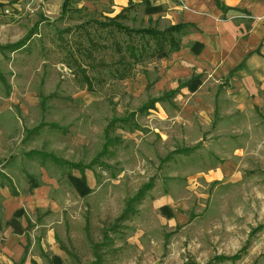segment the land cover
I'll list each match as a JSON object with an SVG mask.
<instances>
[{
	"label": "rangeland",
	"instance_id": "rangeland-1",
	"mask_svg": "<svg viewBox=\"0 0 264 264\" xmlns=\"http://www.w3.org/2000/svg\"><path fill=\"white\" fill-rule=\"evenodd\" d=\"M102 3L0 0V264H264L262 112L223 126L222 79L134 57Z\"/></svg>",
	"mask_w": 264,
	"mask_h": 264
},
{
	"label": "crops",
	"instance_id": "crops-1",
	"mask_svg": "<svg viewBox=\"0 0 264 264\" xmlns=\"http://www.w3.org/2000/svg\"><path fill=\"white\" fill-rule=\"evenodd\" d=\"M53 1L45 0L48 5ZM99 1L110 6L109 17L128 5V0ZM147 1L156 8L150 13L154 21H165L166 26L193 23L197 27L181 36L178 50L160 57L164 72L180 79L190 75L193 67L199 70L208 67V73L222 79L220 97L228 107L223 126L225 122L230 125L237 122L241 134V128L247 125L253 137L255 130L262 129L253 118L256 107L264 117V0H219L229 7L226 10L218 7L215 0ZM258 139L261 146L264 139Z\"/></svg>",
	"mask_w": 264,
	"mask_h": 264
},
{
	"label": "trees",
	"instance_id": "trees-1",
	"mask_svg": "<svg viewBox=\"0 0 264 264\" xmlns=\"http://www.w3.org/2000/svg\"><path fill=\"white\" fill-rule=\"evenodd\" d=\"M144 1L146 4V7H148L149 10L154 11L156 8H153L149 5L147 0H141ZM65 2V1H64ZM216 5L220 7L223 10H226L227 6L223 5L220 3L219 0H215ZM123 9L115 14L112 17L108 18V21L103 23V25L109 26V25H114L117 28L123 29L128 32H133L136 34H139L141 38H143V42L141 47H140V53L137 55L135 53V50L132 49V53L134 57L141 58L142 57V51L145 50L147 47L150 46L148 41L153 40V45L155 48L154 52L156 53L155 55L157 57H163L168 55L169 53L178 50L180 48V41H181V36L184 34L190 32L191 30H196L197 27L193 23H176V24H170L162 29H159L154 26H146V27H137V28H130L127 27L121 23H118L116 19L119 17L123 16ZM17 43V42H16ZM16 43H11V45H14ZM195 44V43H193ZM129 48H134L132 45L129 46ZM237 68V67H236ZM235 69V68H234ZM231 73V72H230ZM153 106L152 100L149 102V104L145 105V108ZM127 208H131V206H128ZM2 221L0 219V227L2 226ZM5 226H8L12 229L14 233L17 234H22L24 232V228L21 224V222L15 218V217H10L4 222Z\"/></svg>",
	"mask_w": 264,
	"mask_h": 264
}]
</instances>
